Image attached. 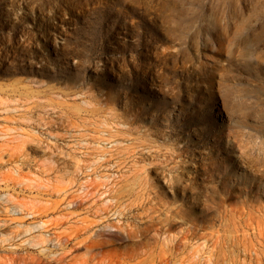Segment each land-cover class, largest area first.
<instances>
[{"label": "rangeland", "instance_id": "rangeland-1", "mask_svg": "<svg viewBox=\"0 0 264 264\" xmlns=\"http://www.w3.org/2000/svg\"><path fill=\"white\" fill-rule=\"evenodd\" d=\"M23 256L264 264V0H0V264Z\"/></svg>", "mask_w": 264, "mask_h": 264}, {"label": "bare ground", "instance_id": "bare-ground-1", "mask_svg": "<svg viewBox=\"0 0 264 264\" xmlns=\"http://www.w3.org/2000/svg\"><path fill=\"white\" fill-rule=\"evenodd\" d=\"M13 5V4H12ZM30 39V38H29ZM29 41V40H28ZM27 42V41H26ZM243 212V211H242ZM29 259V258H28ZM34 260V259H33ZM28 261L27 257L23 256L20 260L18 258H14L10 263L8 264H33L34 262Z\"/></svg>", "mask_w": 264, "mask_h": 264}]
</instances>
